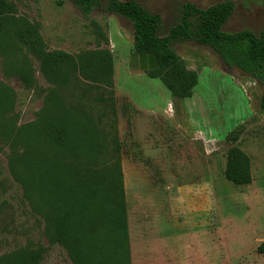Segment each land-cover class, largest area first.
Segmentation results:
<instances>
[{
	"label": "rangeland",
	"instance_id": "374dc122",
	"mask_svg": "<svg viewBox=\"0 0 264 264\" xmlns=\"http://www.w3.org/2000/svg\"><path fill=\"white\" fill-rule=\"evenodd\" d=\"M9 1L15 5V12L10 15L9 24L0 30V133H5V136L0 135V256L12 255V260H18L15 253L19 251L41 250L38 264H75L64 245L50 242L46 220L33 211L25 197L23 184L12 173L15 143L14 137L9 136L13 132L11 129L14 128L19 142L23 141L25 135L29 136L28 140L35 141V151L40 156L38 164L18 168L16 173L22 178L33 175L41 196L59 202L62 199L58 189L59 180L74 184V179H70L69 168L66 171L57 169L56 178L47 189L46 176H42L49 170L46 166L47 155L55 151L48 145L49 139L44 129L49 114H54L52 107H46L48 104L54 106L53 98L50 103L52 91L55 92L54 98H58L57 105L78 110L81 117H94L96 121L107 110L109 118L114 116L107 108L117 103L118 128L122 130L121 138L126 145L131 120L137 118L130 107L132 102L128 95L145 102L162 95L157 90L161 85L166 89L167 97H171L177 112L181 107L184 109V116L180 117L179 113L177 120L182 122L187 133L201 132L209 140L204 138L202 141L204 153L212 155L211 160L203 159L202 172L196 175L201 181L199 188L172 190L169 193L164 191L163 196L160 195L170 201L171 209H174L175 198L183 199L187 204L194 200L188 204V209H194L196 214H187L186 217L187 220L192 218L194 225H191V221L183 223L184 218L178 219L177 211L172 210V222L163 230L168 234V243L178 254L186 252V264H264V254L257 252L258 246L264 242V110L261 108L264 85L240 69L225 64L210 47L192 43L187 44L193 46L188 50L178 44L179 51L197 69L199 79L192 97L174 101L176 98L172 92L158 78L131 74L138 64L133 54L138 52L127 38L134 31L127 19L114 14L111 16L101 9L85 19L72 0ZM139 1L150 11L162 14L164 32L179 20L183 3L189 1L206 8L224 0ZM233 1L236 4L234 13L223 30L237 32L250 29L260 35L264 31V0ZM29 24L37 27L48 50L65 51L74 58L97 49L110 50L114 67V74L110 78L113 86H108L102 80L89 79L71 65L67 67V80L64 83L49 81L41 71L39 60L16 34L18 29ZM121 24L125 26L124 37L119 35ZM108 34L115 46L110 41L106 42ZM116 75L117 89L124 93L122 95L116 93ZM2 83L13 91L10 95L11 106L4 95L8 90ZM44 107L46 109L40 113ZM37 116L40 121H36ZM176 121L171 119L170 125L178 130ZM233 132L238 135L236 141L229 139ZM103 138L98 132L94 142L97 141L100 147ZM27 144L33 145V142ZM234 145L251 158V184L238 186L225 176L228 151ZM126 148L127 145L124 146L125 151ZM23 149L19 148L18 156ZM62 152L57 149L55 155ZM23 155L25 157L26 153ZM178 155L172 151V160ZM98 172L101 177L99 201L104 208L103 213L106 215L108 211L114 219L116 231L120 233H98V238L92 239L90 244L99 247L102 243L104 250L114 248L123 264H129L123 224L121 169L117 164L108 167L102 165ZM67 190L69 192L65 193V197L71 194V189ZM78 191L84 197V190L78 188ZM128 192L129 203L136 208L141 200L139 198L150 199L151 193L157 191L130 188Z\"/></svg>",
	"mask_w": 264,
	"mask_h": 264
},
{
	"label": "trees",
	"instance_id": "16d2710c",
	"mask_svg": "<svg viewBox=\"0 0 264 264\" xmlns=\"http://www.w3.org/2000/svg\"><path fill=\"white\" fill-rule=\"evenodd\" d=\"M72 1L85 19H89L92 12L101 9L130 21L134 29L135 51L152 55L161 63L158 72L165 75V82L179 98L191 97L199 79L198 72L187 67L186 61L181 58L176 48L178 44L186 42L210 47L225 64L240 69L264 85V31L257 35L250 29L237 32L223 30L224 25L234 13L236 4L233 0H224L206 8L189 1L183 3L179 22L173 24L165 35H163L162 15L150 11L139 0ZM14 12L15 5L12 2L0 0V30L9 24L10 15ZM16 34L39 60L41 71L49 81L64 83L67 80V67L71 65L87 78L94 81L102 80L107 82L108 86H113L110 78L114 74V67L110 50L97 49L74 58L65 51L48 50L35 25H25L18 29ZM105 40L109 41L107 38ZM2 85L8 90L4 95L11 106L10 95L13 91L3 83ZM54 94L55 92L52 91L50 97V103L51 98L54 99V106L51 104L46 106L52 107L54 114L53 116L49 114L44 129L49 139L48 145L52 146L56 152L57 149L63 152L55 155V151H52L47 155L46 166L49 170L42 176H46V187L49 189L56 178L57 169L66 171L69 168L70 179H74V184H65L60 179L58 189L62 193V199L55 202L49 197L41 196L33 175L19 177L16 170L23 166L38 164L40 156L35 151L36 142L28 140V135L19 142L14 128L11 129L13 132L9 133V136L14 137L15 143L14 159L11 161L12 173L23 184L25 197L33 211L46 220V231L50 242L64 245L75 264H123L114 248L104 250L105 246L103 247L102 243L99 247L90 244L92 239L98 238V233H116L117 231L120 233L119 230L116 231V224L108 211L104 215V208L99 201L101 177L98 170L102 165L108 167L111 164H117L122 174L123 224L129 250L127 202L122 168L124 146L118 128L117 103L107 108L114 113V116L109 118L110 115L106 109L104 116L101 115L96 121L94 117H81L78 110L74 111L66 106L57 105L58 98L55 99ZM46 107L42 108L40 113ZM261 108L264 110V93L261 96ZM37 118L36 121H40L38 116ZM98 132L104 137L100 147L97 141L94 142V136ZM0 135L5 136V133ZM229 139L236 141L239 138L233 132L229 135ZM29 141H32L33 145L27 144ZM19 146L21 149L24 148L22 152H19L20 156L17 155ZM31 148L33 150L29 151ZM23 153H26L25 157ZM225 176L238 186L253 182L251 158L239 146L234 145L228 151ZM67 188L71 189V194L69 196L66 194L65 197V193L69 192ZM78 188L84 190V197L79 194ZM52 189L54 190V187ZM108 246L111 247V245ZM257 252L264 254V242L258 246ZM15 254L18 255V260H12V255L0 256V264H38L42 251L23 250ZM128 254L130 264L129 251Z\"/></svg>",
	"mask_w": 264,
	"mask_h": 264
},
{
	"label": "crops",
	"instance_id": "0c3cea01",
	"mask_svg": "<svg viewBox=\"0 0 264 264\" xmlns=\"http://www.w3.org/2000/svg\"><path fill=\"white\" fill-rule=\"evenodd\" d=\"M179 11L181 18V9ZM123 27H125L124 24L119 25V35L122 37H124ZM168 29L163 32V35L167 33ZM108 37L111 45L115 46L110 34ZM127 38L134 44V34L128 35ZM192 43L194 42L181 44L189 50L193 46L187 44ZM177 50L181 58L186 63L188 62L187 67L197 71L189 64V61L178 48ZM133 56L137 59L138 64L131 74L158 78L162 82L161 84L172 92L173 97L176 98L174 101H178L179 97L165 82V75L158 72L161 63L152 55L135 53ZM115 78L116 93L122 95L124 93L117 89V75ZM157 90L162 95L145 102L135 100L131 94L128 95L130 102H132L130 107L134 109L137 116L136 119L131 120V130L126 139L127 151L123 148L122 158L130 264H186V261L188 262L186 252L183 254L179 252L178 254L176 249H173L168 243V234L164 233L163 230L166 225H170L172 222V217H174L172 210L177 211L176 217L178 219L184 218L183 223H187V221L190 223L191 221V225H194L192 218L189 220L186 218L187 214L194 213V209H188V204H192L194 200L192 199L187 204L183 199L175 198L174 209H171V204L169 207L170 201L161 196H163L164 191L169 193L172 190H196L199 188L201 181L196 175L202 172L203 159L211 160L212 155L209 156L204 153L202 143L205 138L204 135L194 131L187 133L182 122L177 120L176 117L179 113L180 117L184 116V109L181 107L180 111L177 112L175 105L171 103V97L168 98L167 93H165L166 89L160 85ZM171 119L177 120V125L181 131L171 128ZM125 123L127 124V122ZM122 135V130H120V136L122 137ZM206 141L209 140L206 139ZM122 142L126 146L125 141L122 140ZM172 151L179 154L173 160ZM130 188L150 189L157 192L151 193L150 199L139 198L141 200H139L137 207L132 208L129 203L128 191ZM195 214L193 215L195 216ZM190 234L194 235L195 233ZM175 235L179 234L175 233ZM184 235H188V233H184ZM177 242L175 243L176 248Z\"/></svg>",
	"mask_w": 264,
	"mask_h": 264
}]
</instances>
